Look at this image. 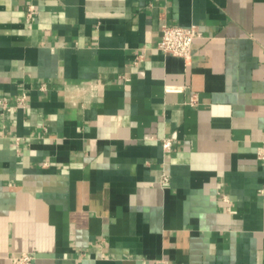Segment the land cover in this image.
<instances>
[{"label": "crops", "instance_id": "1", "mask_svg": "<svg viewBox=\"0 0 264 264\" xmlns=\"http://www.w3.org/2000/svg\"><path fill=\"white\" fill-rule=\"evenodd\" d=\"M164 24L203 33L188 63ZM23 253L264 264V0H0V264Z\"/></svg>", "mask_w": 264, "mask_h": 264}, {"label": "built area", "instance_id": "2", "mask_svg": "<svg viewBox=\"0 0 264 264\" xmlns=\"http://www.w3.org/2000/svg\"><path fill=\"white\" fill-rule=\"evenodd\" d=\"M29 16L32 15V10L29 11ZM203 33L196 25L188 27L183 26H169L164 24L162 26V38L158 44L159 50L164 54L183 58L186 63L191 60L193 44L195 40L202 38ZM169 91H180V88H169ZM174 141L172 139H164L163 146L165 150H170L173 147ZM35 261L33 253H23L21 255L13 256V264H32ZM160 264H170L168 260H162Z\"/></svg>", "mask_w": 264, "mask_h": 264}]
</instances>
